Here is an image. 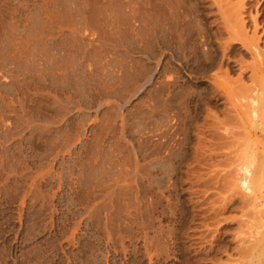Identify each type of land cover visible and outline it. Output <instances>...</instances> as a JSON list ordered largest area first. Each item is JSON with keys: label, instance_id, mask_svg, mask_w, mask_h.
<instances>
[{"label": "rangeland", "instance_id": "rangeland-1", "mask_svg": "<svg viewBox=\"0 0 264 264\" xmlns=\"http://www.w3.org/2000/svg\"><path fill=\"white\" fill-rule=\"evenodd\" d=\"M263 261L264 0H0V264Z\"/></svg>", "mask_w": 264, "mask_h": 264}, {"label": "bare ground", "instance_id": "bare-ground-1", "mask_svg": "<svg viewBox=\"0 0 264 264\" xmlns=\"http://www.w3.org/2000/svg\"><path fill=\"white\" fill-rule=\"evenodd\" d=\"M237 17H238V16H237ZM238 19H239V18H238ZM253 19H254V18H253ZM253 21H255V20H253ZM255 24H256V23H255ZM255 24H254V25H255ZM255 27H256V26H255ZM255 32H256V31H255ZM262 68H263V67H262ZM248 172H249V171H248ZM263 262H264V261H263Z\"/></svg>", "mask_w": 264, "mask_h": 264}]
</instances>
